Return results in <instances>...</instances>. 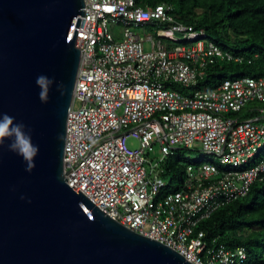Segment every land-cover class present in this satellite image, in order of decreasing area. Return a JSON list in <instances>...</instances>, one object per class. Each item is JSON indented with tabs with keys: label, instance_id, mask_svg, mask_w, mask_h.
<instances>
[{
	"label": "built area",
	"instance_id": "2783aa9c",
	"mask_svg": "<svg viewBox=\"0 0 264 264\" xmlns=\"http://www.w3.org/2000/svg\"><path fill=\"white\" fill-rule=\"evenodd\" d=\"M76 45L81 57L67 117V183L194 264H244L245 246L208 245L196 226L244 196L264 172V75L194 86L214 61L252 58L179 20L169 2L84 0ZM245 106L252 117L235 114ZM129 135L139 147L127 144ZM156 144L161 155L151 156ZM199 146L204 154L186 163L181 186L162 192L166 157Z\"/></svg>",
	"mask_w": 264,
	"mask_h": 264
},
{
	"label": "water",
	"instance_id": "95a60500",
	"mask_svg": "<svg viewBox=\"0 0 264 264\" xmlns=\"http://www.w3.org/2000/svg\"><path fill=\"white\" fill-rule=\"evenodd\" d=\"M83 14L84 0H0V118L6 113L23 123L39 146L31 171L9 150L11 140L0 148V264H194L112 218L66 181ZM40 76L53 81L46 102Z\"/></svg>",
	"mask_w": 264,
	"mask_h": 264
},
{
	"label": "trees",
	"instance_id": "16d2710c",
	"mask_svg": "<svg viewBox=\"0 0 264 264\" xmlns=\"http://www.w3.org/2000/svg\"><path fill=\"white\" fill-rule=\"evenodd\" d=\"M141 5L158 2L172 4L174 15L181 21L202 27L207 37L235 54L251 57V62L217 60L211 63L205 75L194 87L211 88L225 77L264 75V0H137ZM173 87L186 92L188 87L173 83ZM243 117L254 115L249 108ZM241 110V111H242ZM240 112V111H238ZM180 147L167 156L162 177L166 183L162 192L178 189L190 160ZM196 229L204 231L208 245H243L247 251L244 264H264V172L251 185L250 190L201 218Z\"/></svg>",
	"mask_w": 264,
	"mask_h": 264
},
{
	"label": "clouds",
	"instance_id": "9594fccd",
	"mask_svg": "<svg viewBox=\"0 0 264 264\" xmlns=\"http://www.w3.org/2000/svg\"><path fill=\"white\" fill-rule=\"evenodd\" d=\"M53 81L46 77L37 78V84L42 87L40 98L42 101L47 100L48 86ZM61 95L65 94L66 88L64 84L58 86ZM26 126L23 123H14V117L3 114L0 118V148L3 147L6 140H11L8 145L10 151H14L21 156L27 163L26 170L31 171L35 167L34 157L39 152V146L32 143L31 130L25 131Z\"/></svg>",
	"mask_w": 264,
	"mask_h": 264
},
{
	"label": "rangeland",
	"instance_id": "374dc122",
	"mask_svg": "<svg viewBox=\"0 0 264 264\" xmlns=\"http://www.w3.org/2000/svg\"><path fill=\"white\" fill-rule=\"evenodd\" d=\"M174 84H177V82H175ZM246 108H247V106L244 107V109H246ZM239 113H240V117H243V114L245 113V111L242 110L240 112H236L235 114L238 115ZM126 142L132 148H136V147L140 146L139 140L132 135H129L126 138ZM182 153H183L184 157L189 158V159L202 158V156L204 154L203 150L200 149V146L196 147V148L195 147H193V148H182ZM160 155H161V153L159 151V146L156 144L154 146V150H151V156H160ZM207 161H211V158H204V162H207Z\"/></svg>",
	"mask_w": 264,
	"mask_h": 264
}]
</instances>
